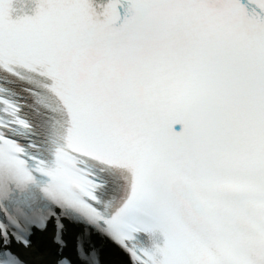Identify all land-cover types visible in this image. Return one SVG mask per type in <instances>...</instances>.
<instances>
[{"label": "snow or ice", "instance_id": "6c2138e0", "mask_svg": "<svg viewBox=\"0 0 264 264\" xmlns=\"http://www.w3.org/2000/svg\"><path fill=\"white\" fill-rule=\"evenodd\" d=\"M65 220L264 264V0H0V264H99Z\"/></svg>", "mask_w": 264, "mask_h": 264}, {"label": "bare ground", "instance_id": "6f19581e", "mask_svg": "<svg viewBox=\"0 0 264 264\" xmlns=\"http://www.w3.org/2000/svg\"><path fill=\"white\" fill-rule=\"evenodd\" d=\"M66 231H69L68 228ZM75 234V230L71 229L67 235L68 238L73 239ZM33 259L36 261V264H43V262L37 261L36 257L32 254ZM104 258L106 264H118L119 260L121 259L120 254H118L114 249L107 248L105 249Z\"/></svg>", "mask_w": 264, "mask_h": 264}]
</instances>
